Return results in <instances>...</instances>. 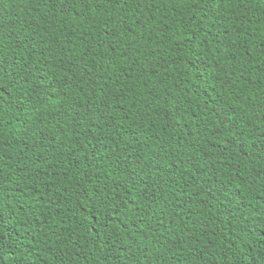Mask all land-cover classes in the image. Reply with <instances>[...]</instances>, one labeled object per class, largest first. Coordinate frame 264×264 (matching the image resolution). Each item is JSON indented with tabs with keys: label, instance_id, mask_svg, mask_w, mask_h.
I'll return each instance as SVG.
<instances>
[{
	"label": "trees",
	"instance_id": "trees-1",
	"mask_svg": "<svg viewBox=\"0 0 264 264\" xmlns=\"http://www.w3.org/2000/svg\"><path fill=\"white\" fill-rule=\"evenodd\" d=\"M0 264H264V0H0Z\"/></svg>",
	"mask_w": 264,
	"mask_h": 264
}]
</instances>
